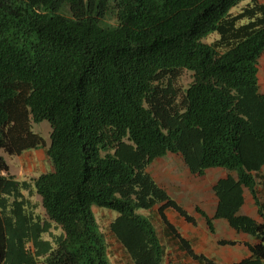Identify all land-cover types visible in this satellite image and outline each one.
Listing matches in <instances>:
<instances>
[{
  "label": "trees",
  "instance_id": "1",
  "mask_svg": "<svg viewBox=\"0 0 264 264\" xmlns=\"http://www.w3.org/2000/svg\"><path fill=\"white\" fill-rule=\"evenodd\" d=\"M262 56L264 1L0 0V173L1 151L42 145L32 121L51 128L48 172L0 174V264H113L107 239L129 264H167L173 244L217 264L167 216L196 224L147 171L166 154L195 175L234 172L199 212L210 232L222 218L255 238L232 264H263ZM245 190L261 222L238 213ZM93 206L117 212L105 233Z\"/></svg>",
  "mask_w": 264,
  "mask_h": 264
},
{
  "label": "rangeland",
  "instance_id": "2",
  "mask_svg": "<svg viewBox=\"0 0 264 264\" xmlns=\"http://www.w3.org/2000/svg\"><path fill=\"white\" fill-rule=\"evenodd\" d=\"M264 1V0H259ZM247 1H241L233 10H238ZM216 33H212L209 37H216ZM190 73L185 71L182 77V83L190 81ZM258 86L260 92L264 93V56L259 60L258 65ZM31 130L38 133L43 138L42 145L23 150L19 154L8 155L1 151L7 165L8 171L0 174H9L17 179H31L37 177L43 172H48L51 169V163L46 156L45 148L50 142V124L47 120L40 122H31ZM160 164L153 161L148 167L147 171L152 174L157 173V180H161L163 187L167 190L169 196L173 198L179 205H181L196 221L195 225H191L182 218H174L171 214L174 211H167L169 220L174 223L178 231L193 242L196 252H200L205 248L208 242L204 241V234H207L204 229L207 228L204 217L199 210L204 211L207 216L211 217L215 211L216 205L213 206L212 201L215 199L212 186L220 178L227 176V174L234 175L233 171H228L223 167L207 168L203 174H192L183 163L182 159L177 156L166 154L161 158ZM152 165H156L152 169ZM158 165V166H157ZM32 201L36 203V211L42 213V208L39 203V197L34 194L31 197ZM96 220L100 229L106 232L105 226L111 218L117 215V212L103 207L93 206ZM263 220V219H262ZM262 220H257L261 222ZM214 221V219L212 220ZM216 222V221H214ZM221 227V226H220ZM217 236L223 235V228H216ZM51 231L58 232L59 229L52 227ZM194 233H199V239L193 238ZM44 237H48L44 234ZM107 237V236H106ZM214 238V237H213ZM111 244L112 254L110 259L113 264H129L124 260L120 248L117 244H112V240H108ZM31 248V244H27ZM224 251H222V254ZM167 264H195L190 258L186 257L181 250L174 244L170 247V254L167 256Z\"/></svg>",
  "mask_w": 264,
  "mask_h": 264
},
{
  "label": "crops",
  "instance_id": "3",
  "mask_svg": "<svg viewBox=\"0 0 264 264\" xmlns=\"http://www.w3.org/2000/svg\"><path fill=\"white\" fill-rule=\"evenodd\" d=\"M154 161L158 165L160 164V162H164L161 160V158L156 159ZM154 167H156V165H152V169H154ZM155 174L157 173L155 172L152 173V176L154 177L155 181L161 186H163V183L161 182V180H157ZM212 203H213L212 205L215 206L216 199H213ZM238 213L248 215L256 220H262V218L258 215L257 208L255 204L253 203L251 195L248 193L247 190H245L244 192V202L241 208L239 209ZM171 215L174 218L175 217L178 218L175 212H173ZM214 221H213V232H210L207 229H204L207 234H204L203 239L204 241L208 242V244L205 248L201 249L200 253H203L208 257L214 258L217 264H232L234 262L241 260L242 258L248 257L249 253L247 250V246L245 244L255 243L256 242L255 238L249 236L248 234L235 231L234 229L229 227L227 222L222 218L214 219ZM217 227L223 228L222 236H217L216 234ZM199 235H200L199 233H194L192 235L193 236L192 239L194 238L199 239ZM221 240L235 241V244L222 245L219 242ZM222 251H224L223 254H222ZM263 264H264V261H263Z\"/></svg>",
  "mask_w": 264,
  "mask_h": 264
}]
</instances>
